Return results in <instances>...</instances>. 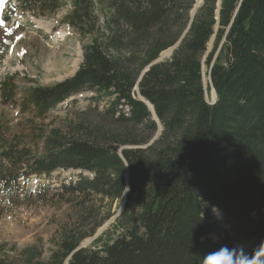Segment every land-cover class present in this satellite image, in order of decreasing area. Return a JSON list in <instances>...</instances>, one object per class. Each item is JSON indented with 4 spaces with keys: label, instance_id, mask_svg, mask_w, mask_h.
I'll list each match as a JSON object with an SVG mask.
<instances>
[{
    "label": "trees",
    "instance_id": "16d2710c",
    "mask_svg": "<svg viewBox=\"0 0 264 264\" xmlns=\"http://www.w3.org/2000/svg\"><path fill=\"white\" fill-rule=\"evenodd\" d=\"M194 1L8 2L12 11L36 16L69 2L64 22L86 37L75 73L32 87L23 104L44 116L89 91L93 105L104 102L106 117L139 132L124 140L52 130L42 155L4 145L0 135V204L41 201L55 189L108 201L88 229L64 226L46 260L24 249L26 264H264V0H202L195 8ZM204 65L214 102L206 98ZM7 81L0 88L5 101L13 97ZM81 125L76 130L86 132ZM67 169L81 172L52 186V173ZM115 200H123L121 218L129 214L119 234L79 247L111 216ZM213 206L227 228L212 216ZM0 264L11 263L0 255Z\"/></svg>",
    "mask_w": 264,
    "mask_h": 264
},
{
    "label": "rangeland",
    "instance_id": "374dc122",
    "mask_svg": "<svg viewBox=\"0 0 264 264\" xmlns=\"http://www.w3.org/2000/svg\"><path fill=\"white\" fill-rule=\"evenodd\" d=\"M6 2L7 0H0L1 20L8 15ZM201 3L202 0H195L194 8ZM71 10L70 3L66 2L54 13L36 16L17 11L15 15H9V22L8 19L0 21L2 52H0V81L8 79L7 82L11 85L10 95H13L9 101L0 97V135L4 138L2 139L4 145L13 143L20 148L26 147L32 154L42 155L46 149L45 140L52 130L74 137L117 135L119 139L124 140L139 134L134 126L119 124L106 117L103 112L104 102L96 107L84 99V94L59 103L44 116H38L32 105L23 104L22 99L24 100L32 87L54 84L72 75L80 65L82 45L86 42V37H81L78 32L63 23L65 15ZM191 11L193 12V9ZM47 35L50 37H46ZM213 39L211 37L207 43V52L212 47ZM172 48L164 50L157 61L167 59ZM21 51H23L22 56ZM13 71L16 73L11 74ZM209 72L210 68L207 69L204 65L202 80L204 85L208 84L211 88L206 94L207 100L211 102L215 99V95L212 93ZM134 89L136 94L137 89ZM80 123L83 124L81 126L86 132L76 130L75 126ZM125 130L130 134L128 137L122 135ZM130 146L124 144L121 148ZM77 172L76 170L53 172L52 186L59 185L60 181L65 182L67 178H75ZM37 182L38 180L31 179L28 187L35 188ZM107 205L106 199L100 200L93 194L80 196L76 193H62L58 189L48 192L46 198L41 201L34 200L19 204L2 202L0 255L8 259L11 264H26L24 249L31 247L40 252L42 260H46L64 226H76L79 231H84L105 215ZM122 209L123 200L111 202V216L92 236L85 238L79 247L95 248L99 246L101 240L109 241L116 237L129 216L126 214L121 218ZM211 210L218 225L227 228L223 214L215 206ZM218 234H212L211 237L216 238Z\"/></svg>",
    "mask_w": 264,
    "mask_h": 264
},
{
    "label": "clouds",
    "instance_id": "9594fccd",
    "mask_svg": "<svg viewBox=\"0 0 264 264\" xmlns=\"http://www.w3.org/2000/svg\"><path fill=\"white\" fill-rule=\"evenodd\" d=\"M215 264H230V261H227V260H223V261H216Z\"/></svg>",
    "mask_w": 264,
    "mask_h": 264
},
{
    "label": "water",
    "instance_id": "95a60500",
    "mask_svg": "<svg viewBox=\"0 0 264 264\" xmlns=\"http://www.w3.org/2000/svg\"><path fill=\"white\" fill-rule=\"evenodd\" d=\"M151 109H152V107H150ZM152 112H153V114H154V111H153V109H152ZM155 116V115H154Z\"/></svg>",
    "mask_w": 264,
    "mask_h": 264
},
{
    "label": "bare ground",
    "instance_id": "6f19581e",
    "mask_svg": "<svg viewBox=\"0 0 264 264\" xmlns=\"http://www.w3.org/2000/svg\"><path fill=\"white\" fill-rule=\"evenodd\" d=\"M48 30V29H47ZM212 93H213V95H214V92H213V90H212Z\"/></svg>",
    "mask_w": 264,
    "mask_h": 264
}]
</instances>
